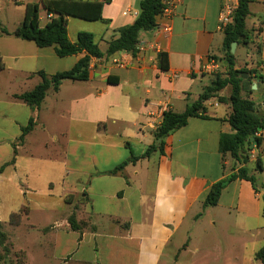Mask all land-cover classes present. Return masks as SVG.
I'll return each instance as SVG.
<instances>
[{"label": "crops", "instance_id": "crops-1", "mask_svg": "<svg viewBox=\"0 0 264 264\" xmlns=\"http://www.w3.org/2000/svg\"><path fill=\"white\" fill-rule=\"evenodd\" d=\"M40 1L0 3L26 9L28 3ZM141 1L103 2H115L123 14L115 19L113 31H99L98 38L92 33L101 51L105 52L109 42L119 37L120 30L135 22ZM228 2L235 5L239 0H181L170 33L156 27L141 32L140 43L146 50L136 55L123 51L92 58L87 81H63L58 91H48L34 111L16 95L31 91L42 81L39 71L54 75L70 70L84 53L60 58L54 47L38 48L33 41L16 37L14 31H0L4 63L0 70V167L12 159L14 145L18 150L16 163L0 171V180L22 183L24 196L29 190L37 192L29 184L38 180L49 185L51 199L57 197L53 194L56 183L62 187L58 197L65 208L60 218L45 227L51 237L44 246L47 264H161L174 238L199 227V222L209 216L211 227L222 219L233 224L227 225L230 233L264 240V182L262 189L257 185L255 190L251 182L236 179L227 184L216 206L204 205L211 187L239 169L229 154L223 156L220 152L221 136L233 133L228 121L231 105L230 111H220V104L207 106L206 102L204 113L168 135L163 154L154 151L142 158L154 143V131L164 113H184L220 71L226 51L224 32L218 29L219 17ZM135 4L139 11L133 10ZM261 9L264 11V0L249 4L246 29L249 34L253 31L259 50L254 66L249 67L255 71L250 99L253 89L264 91V16L258 20ZM42 12L40 24L44 26L48 16L42 24ZM71 18L68 36L75 42L81 31L77 22L71 25ZM107 21L114 22L104 17L103 9V20L97 22ZM237 45L248 52L254 48L250 42ZM158 53L168 57L166 72L160 68ZM212 58L220 63V69L205 72L203 67ZM206 78L211 84L204 86ZM256 105L264 117V98ZM32 117L36 125L20 144L18 138ZM37 138L56 156L35 160ZM261 138V147L250 151L248 163L250 167L256 161L252 169L262 168L259 174L264 173V130ZM132 156L139 159L111 174ZM72 196L77 200L71 201ZM41 207L45 211L57 209L54 203ZM74 213L78 221L86 223L84 229H71L67 218Z\"/></svg>", "mask_w": 264, "mask_h": 264}, {"label": "trees", "instance_id": "trees-1", "mask_svg": "<svg viewBox=\"0 0 264 264\" xmlns=\"http://www.w3.org/2000/svg\"><path fill=\"white\" fill-rule=\"evenodd\" d=\"M163 0H142L140 2V13L135 22L120 30L119 37L109 42L108 49L105 52L101 51L99 45L95 42V36L87 31L79 32L77 40L72 42L68 36V17L88 20L89 22H97L103 20L104 4L98 1L89 0H41L40 3H28L25 9L24 20L20 27L14 31V35L20 39L33 41L38 48L54 47L57 56L66 58L73 55L84 53V56L70 70L58 72L54 75H48L44 71H37L42 81L31 91L21 95H16V98L27 104L34 111L39 109L45 96L50 89L58 91L60 85L66 80H88L90 73V62L92 58H103L104 56L114 55L118 52H129L133 55L137 54V49L141 45L140 34L144 31H151L157 26V17L164 8ZM253 0H239L234 12V24L227 27L224 31L223 46L225 49V60H227L228 76H216L211 86H207L199 99L194 102L183 113L168 110L164 113L163 121L154 131V143L147 148L142 158L148 157L152 152L157 151L159 154L164 153L166 146V138L174 130L184 127L192 117L199 116L207 110L206 102L217 97L221 91L227 86H231V94L229 97L221 96V103L228 101L231 105V113L228 121L231 124L233 133L223 134L220 140V152L223 156L230 154V157L235 160L239 169L225 179L214 184L204 198L205 207H214L218 204L224 189L229 182L236 179L247 180L251 182L254 189L257 190L256 177L252 168L248 167L250 161V151L255 148H260L262 138L255 135L259 132L258 129L264 130V117L259 113V107L254 100L244 96L246 85H250L252 91V78L254 70L247 68L236 69L235 56L232 52V43L249 44L250 34L247 28V18L250 15L249 4ZM44 10L48 16V21L42 26L41 11ZM0 31L8 34V30L2 27L0 23ZM159 65L162 71L169 70V60L166 54L158 53ZM4 69L3 59L0 56V70ZM109 81L112 82L109 77ZM36 118L32 117L26 127L22 129V134L18 138V142L22 144L26 136L34 129ZM255 138L252 141V138ZM257 142V145H256ZM18 150L14 145V154L12 159L6 162L0 171L7 166H12L16 163ZM139 158L130 157L126 162L119 165L111 174H116L123 170L131 161H137ZM260 166V161L258 160ZM260 168V167H258ZM256 168L254 172L262 170ZM28 210H21L17 213H12L10 224L12 226H20L23 215H28ZM263 215H264V200H263ZM76 214H72L68 219L72 230L79 231L84 229L86 223L78 221ZM8 236L2 230L0 221V247L4 248L6 253L10 252L8 247ZM0 255V259H1ZM257 258L264 263V249L257 253ZM15 264H27L25 255L18 256Z\"/></svg>", "mask_w": 264, "mask_h": 264}, {"label": "rangeland", "instance_id": "rangeland-1", "mask_svg": "<svg viewBox=\"0 0 264 264\" xmlns=\"http://www.w3.org/2000/svg\"><path fill=\"white\" fill-rule=\"evenodd\" d=\"M133 10L139 11V5L133 6ZM123 11H120L115 6V2L104 5V17L108 20L113 18L114 22H89L88 20L71 18L72 22H77L79 31H87L93 33L97 38L99 31L109 28L110 31L114 30L119 15L121 16ZM129 15V14H128ZM25 16V8L15 5L14 3H0V23L2 27L10 31H15L23 22ZM43 20L42 24L47 21L45 11L42 12ZM132 17V15H129ZM264 16L262 9L259 13V19ZM252 19H248V25H250ZM72 31V26H71ZM250 45L254 48L248 52L244 47L237 45L235 64L236 69H244L253 67V62L257 58L258 41L254 37L253 31L250 32ZM104 45V44H103ZM234 53V54H235ZM248 53H253L248 55ZM227 60H224L220 71L217 76H228ZM216 77V76H215ZM215 79V78H214ZM205 84L210 85L211 80L206 78ZM201 91V90H200ZM250 85H246V92L244 96H250ZM198 92V91H197ZM231 94V86H227L221 93L217 94V97L207 102V106L210 104H220V111H230V103L225 101L221 103V96L229 97ZM264 91L253 89L251 98L256 103L263 101ZM34 155L35 160L39 161L43 156L55 155L51 153L50 146L44 148L41 145L39 138L34 143ZM255 146L253 145L252 148ZM230 156V154H229ZM251 158V156H250ZM256 161L252 163L250 168L256 167ZM256 177V184L262 189L264 182V173L254 172ZM22 185V183H20ZM15 183L13 180H0V221L2 230L8 236V245L10 252L6 253L3 247H0V264H15L19 255H25V261L27 264H47L48 259L45 255L44 246H47V242L50 240L49 229L45 227L51 226L54 219L60 218L61 213L65 208V202L58 196L61 193L62 187L59 183H56L53 194L57 197L49 198V185L45 182L38 180L35 183L29 184L30 187H34L37 192L28 191L24 196V190ZM24 186V185H22ZM22 189V190H21ZM72 200H77L73 196ZM54 203L57 205V209L52 211L44 210L41 204ZM28 210V215H23L20 226H12L10 224V217L12 213H17L21 210ZM216 227L209 225L212 221V217L209 216L206 221H200L199 227L191 229L189 221L188 232L179 233L173 240L172 244L166 249L161 264H264L262 260L257 258V253L264 247V240H253L249 236H242L238 234L230 233L227 229V225L232 226L229 221L218 219ZM259 241L261 243H259Z\"/></svg>", "mask_w": 264, "mask_h": 264}, {"label": "built area", "instance_id": "built-area-1", "mask_svg": "<svg viewBox=\"0 0 264 264\" xmlns=\"http://www.w3.org/2000/svg\"><path fill=\"white\" fill-rule=\"evenodd\" d=\"M96 1L103 3V2H107L108 0H96ZM180 2L181 0H163L162 1L164 8L162 10V13H160L157 17L160 20V22H157V26H156V28H158L160 32L170 33L172 31L173 25L171 21L175 15L176 7ZM236 7H237V4L234 5V3L232 2H228L224 4L221 10V13H220V17H219V27H218L219 31L224 32L227 27L234 24L233 15L236 10ZM135 15L138 16L139 14L135 13ZM144 50H146V46L140 45L137 49V53L143 52ZM114 62L119 64L118 59H114ZM219 69H220V63L213 58L209 60V62L203 67V70L208 73L218 71ZM255 136L258 138H261V132H258Z\"/></svg>", "mask_w": 264, "mask_h": 264}, {"label": "water", "instance_id": "water-1", "mask_svg": "<svg viewBox=\"0 0 264 264\" xmlns=\"http://www.w3.org/2000/svg\"><path fill=\"white\" fill-rule=\"evenodd\" d=\"M236 48H237V43H232V52H231V53H232L233 55H234V53L236 52ZM254 88H255V87H254ZM258 131L261 132L262 129L259 128ZM254 139H255V138L253 137L251 140L254 141ZM256 145H257V142H256ZM252 146H253V145H252Z\"/></svg>", "mask_w": 264, "mask_h": 264}]
</instances>
